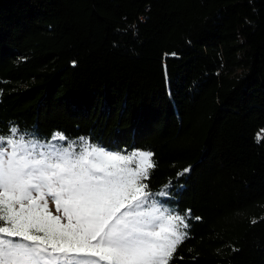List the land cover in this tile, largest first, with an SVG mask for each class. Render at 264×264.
Segmentation results:
<instances>
[{
    "label": "trees",
    "instance_id": "obj_1",
    "mask_svg": "<svg viewBox=\"0 0 264 264\" xmlns=\"http://www.w3.org/2000/svg\"><path fill=\"white\" fill-rule=\"evenodd\" d=\"M12 127L153 153L187 224L170 264H264V0H0Z\"/></svg>",
    "mask_w": 264,
    "mask_h": 264
},
{
    "label": "snow or ice",
    "instance_id": "obj_2",
    "mask_svg": "<svg viewBox=\"0 0 264 264\" xmlns=\"http://www.w3.org/2000/svg\"><path fill=\"white\" fill-rule=\"evenodd\" d=\"M66 139L0 135V264H170L187 224L148 191L153 153Z\"/></svg>",
    "mask_w": 264,
    "mask_h": 264
},
{
    "label": "rangeland",
    "instance_id": "obj_3",
    "mask_svg": "<svg viewBox=\"0 0 264 264\" xmlns=\"http://www.w3.org/2000/svg\"><path fill=\"white\" fill-rule=\"evenodd\" d=\"M58 133H59V132H58ZM30 139H32V138H30ZM34 140H39V141H41V142H47V141H49V140H51V139H34ZM69 142H75L76 150L79 151V144H80V142H78V141H74V140L55 141V143L60 144V145H63V146H65V147H67V145H68ZM108 151H109V150H108ZM121 154H122V153H121ZM132 167H134V166L132 165ZM151 193H152V192H151ZM156 198H157V197H156ZM156 198H153V199L155 200ZM48 203H49V208H50V210H51L54 214H56V213H55V204H54V202H53L51 199H49ZM163 207H164V206H163Z\"/></svg>",
    "mask_w": 264,
    "mask_h": 264
}]
</instances>
